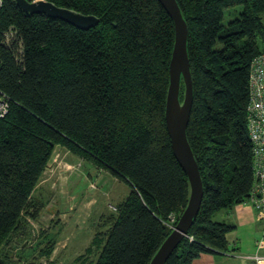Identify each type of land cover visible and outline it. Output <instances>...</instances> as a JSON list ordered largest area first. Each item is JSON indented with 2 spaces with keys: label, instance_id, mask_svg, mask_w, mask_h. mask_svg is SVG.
I'll use <instances>...</instances> for the list:
<instances>
[{
  "label": "trees",
  "instance_id": "1",
  "mask_svg": "<svg viewBox=\"0 0 264 264\" xmlns=\"http://www.w3.org/2000/svg\"><path fill=\"white\" fill-rule=\"evenodd\" d=\"M43 1L97 25L82 31L3 0L0 92L9 111L0 119V264H13L8 249L39 218L44 205L34 194L58 146L131 189L73 264H150L173 231L169 217L181 216L190 195L165 126L173 22L157 0ZM175 1L188 31L193 103L186 138L203 199L165 264H192L227 251L234 227L215 217L244 204L254 183L246 107L250 64L264 52V0ZM234 7L241 10L223 24ZM9 30L16 37L6 45ZM55 247L48 239L32 251L49 261Z\"/></svg>",
  "mask_w": 264,
  "mask_h": 264
},
{
  "label": "rangeland",
  "instance_id": "2",
  "mask_svg": "<svg viewBox=\"0 0 264 264\" xmlns=\"http://www.w3.org/2000/svg\"><path fill=\"white\" fill-rule=\"evenodd\" d=\"M240 10L241 7L227 9L222 23L234 19ZM99 169L102 168L79 159L63 147L55 148L34 194L44 205L39 218L29 221L27 234L12 243L15 249L7 251L13 264H23L21 260L24 264L33 261L73 264L89 247L96 233L107 229V217L117 212V205L128 197L131 189L124 181ZM90 173L91 180L88 179ZM48 239L56 242L49 261L37 258L38 253L32 251L37 245L41 250ZM32 245L34 248L30 249Z\"/></svg>",
  "mask_w": 264,
  "mask_h": 264
},
{
  "label": "water",
  "instance_id": "3",
  "mask_svg": "<svg viewBox=\"0 0 264 264\" xmlns=\"http://www.w3.org/2000/svg\"><path fill=\"white\" fill-rule=\"evenodd\" d=\"M14 1L24 13L58 18L82 31H87L97 25V20L92 16H83L68 9L58 8L43 0H36L32 3L26 0ZM157 1L169 15L174 26V44L169 62V86L165 106V126L173 156L185 173L190 187L186 208L178 218L173 231L162 243L150 262V264H165L181 240L187 236L193 220L199 213L203 199V185L198 165L186 138V129L193 103L192 80L186 49L187 26L175 0ZM181 81L184 85L182 103L179 101Z\"/></svg>",
  "mask_w": 264,
  "mask_h": 264
},
{
  "label": "built area",
  "instance_id": "4",
  "mask_svg": "<svg viewBox=\"0 0 264 264\" xmlns=\"http://www.w3.org/2000/svg\"><path fill=\"white\" fill-rule=\"evenodd\" d=\"M3 0H0V9ZM15 31L5 33V44L15 39ZM16 60L21 62L22 48L19 46ZM248 103L246 107L247 132L252 146V169L254 183L245 204L252 207L258 221L264 223V52L255 57L250 64L248 80ZM9 111L7 97L0 92V119ZM90 188H94L90 185ZM168 227L174 229L177 220L175 216L169 217ZM257 264H264V258L255 256Z\"/></svg>",
  "mask_w": 264,
  "mask_h": 264
},
{
  "label": "crops",
  "instance_id": "5",
  "mask_svg": "<svg viewBox=\"0 0 264 264\" xmlns=\"http://www.w3.org/2000/svg\"><path fill=\"white\" fill-rule=\"evenodd\" d=\"M92 176L90 173L88 179ZM215 221L234 227L226 236L227 251L202 254L192 264H257L255 256L264 258V223L257 220L250 205L241 204L231 211H222Z\"/></svg>",
  "mask_w": 264,
  "mask_h": 264
},
{
  "label": "clouds",
  "instance_id": "6",
  "mask_svg": "<svg viewBox=\"0 0 264 264\" xmlns=\"http://www.w3.org/2000/svg\"><path fill=\"white\" fill-rule=\"evenodd\" d=\"M245 204V203H244Z\"/></svg>",
  "mask_w": 264,
  "mask_h": 264
}]
</instances>
